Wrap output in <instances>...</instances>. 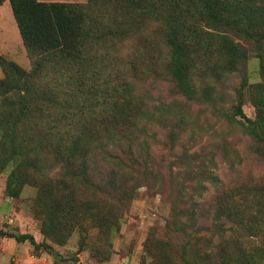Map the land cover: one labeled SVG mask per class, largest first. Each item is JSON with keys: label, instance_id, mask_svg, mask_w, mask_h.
Listing matches in <instances>:
<instances>
[{"label": "trees", "instance_id": "obj_1", "mask_svg": "<svg viewBox=\"0 0 264 264\" xmlns=\"http://www.w3.org/2000/svg\"><path fill=\"white\" fill-rule=\"evenodd\" d=\"M8 1L31 67L0 55V171L12 165L8 196L18 197L27 185L37 189L34 207L44 240L1 228L0 235L29 241L36 253L52 252L51 242L65 243L75 229L81 248L84 232L92 229L110 243L120 206L133 192L127 187L115 194L126 180L146 179L152 171L148 153L135 152L133 142L147 108L137 83L154 66L186 101L215 105L217 89L209 80L239 70L249 48L254 51L260 80L242 86L255 117L245 115L240 95L232 116L244 119V132L264 158V0ZM177 115L183 120L180 110ZM176 136L171 130L172 144ZM215 204L220 236L227 224L233 231L242 227L246 236L264 235V181L221 189ZM188 242L180 257L198 264ZM229 245L208 251L209 264L264 261V249L248 256L238 247L232 254ZM165 248L170 242L145 249L153 264H175Z\"/></svg>", "mask_w": 264, "mask_h": 264}, {"label": "rangeland", "instance_id": "obj_2", "mask_svg": "<svg viewBox=\"0 0 264 264\" xmlns=\"http://www.w3.org/2000/svg\"><path fill=\"white\" fill-rule=\"evenodd\" d=\"M42 1L82 3L86 0ZM0 55L25 69L31 67L9 1L0 6ZM248 56L239 70L223 75L217 82L209 80L217 89L215 105L186 101L172 91L168 81L157 76L160 68L156 66L144 80H138L136 92L144 95L147 108L137 125L133 146L139 154L148 153L152 171L146 179L126 180L124 188L115 194H123L127 187L133 192L120 206V219L110 243L99 239L100 235L92 229L84 232L86 238L81 248L82 235L75 229L63 244L46 240L53 245L52 252L36 253L29 241L18 242L0 235V264H153L145 248L150 245L157 249L167 241L170 248L164 251L172 256L175 264H184L180 253L185 240H189L188 254L193 250L198 264H209L206 253L216 254L221 243L230 244L232 254L237 253L236 247L238 251L246 249L248 256L264 249V235L246 236L242 227L233 231L227 224L220 236L222 233L214 225L219 190L264 181V158L255 149L257 142L244 132L241 125L244 119L238 114L232 116L240 95L245 115L255 117L256 108L248 88L242 84L244 80L248 83L260 80L259 61L250 48ZM172 102L178 105L169 113ZM178 110L183 120L177 115ZM173 129L177 136L172 144L169 133ZM11 168L10 164L0 171V228L31 233L38 242L43 241L40 218L34 207L37 189L27 185L18 197L5 194L6 177ZM192 168L204 173L198 175ZM219 260H223L221 256Z\"/></svg>", "mask_w": 264, "mask_h": 264}, {"label": "crops", "instance_id": "obj_3", "mask_svg": "<svg viewBox=\"0 0 264 264\" xmlns=\"http://www.w3.org/2000/svg\"><path fill=\"white\" fill-rule=\"evenodd\" d=\"M5 1H8V0H5ZM5 1H4L2 4H4V3H5ZM2 4H1V5H2ZM1 5H0V6H1ZM22 45H23V44H22Z\"/></svg>", "mask_w": 264, "mask_h": 264}]
</instances>
